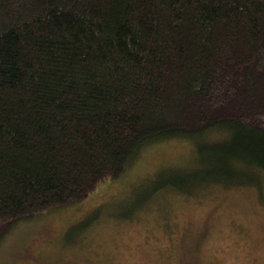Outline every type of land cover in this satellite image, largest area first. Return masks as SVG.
Segmentation results:
<instances>
[{
	"label": "trees",
	"instance_id": "obj_1",
	"mask_svg": "<svg viewBox=\"0 0 264 264\" xmlns=\"http://www.w3.org/2000/svg\"><path fill=\"white\" fill-rule=\"evenodd\" d=\"M175 141L195 162L141 181L135 210L264 197V0H0V245Z\"/></svg>",
	"mask_w": 264,
	"mask_h": 264
},
{
	"label": "rangeland",
	"instance_id": "obj_2",
	"mask_svg": "<svg viewBox=\"0 0 264 264\" xmlns=\"http://www.w3.org/2000/svg\"><path fill=\"white\" fill-rule=\"evenodd\" d=\"M195 159L193 144L182 141L147 150L124 178L82 204L20 224L0 245V264H264L258 190L168 194L132 208L146 189L136 190L141 181ZM81 221L91 223L82 229Z\"/></svg>",
	"mask_w": 264,
	"mask_h": 264
}]
</instances>
